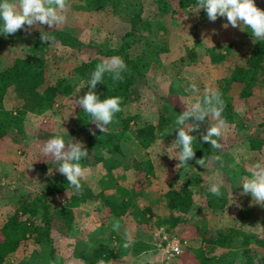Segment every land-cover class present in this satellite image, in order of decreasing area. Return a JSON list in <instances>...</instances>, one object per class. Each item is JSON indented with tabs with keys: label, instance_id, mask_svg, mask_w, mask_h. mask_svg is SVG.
Masks as SVG:
<instances>
[{
	"label": "rangeland",
	"instance_id": "374dc122",
	"mask_svg": "<svg viewBox=\"0 0 264 264\" xmlns=\"http://www.w3.org/2000/svg\"><path fill=\"white\" fill-rule=\"evenodd\" d=\"M99 2L104 5L99 6ZM196 0H184L183 6L175 5V14L160 12L158 0H120L114 6L109 0H69L70 7L66 13L67 22L57 28H67L76 33L86 43L101 46L104 49L116 47L122 37L131 28V16L137 11H142V36L133 41V52H143L146 42L151 39L165 42L166 48L154 56L147 68L146 76L139 80L133 90L130 109L143 116L154 119L158 108L166 104L176 116L197 97H203L206 89H218L222 78L230 75L232 64L228 60L212 63L209 60L208 49L218 40L225 39L227 43L235 44L239 50L251 47V30L242 25L240 28L227 29L222 27L226 18H218L215 22L209 21L206 12H199L192 7ZM257 7L264 10V0H255ZM164 19L165 24L161 21ZM44 29H49L46 25ZM166 27V28H165ZM214 30V31H213ZM31 34L19 30L15 34L5 37L0 34V67L8 63L11 58L25 55L35 43L36 33ZM57 50L65 59L59 58V67L51 68L48 81L56 80L59 76H68L71 81L78 78L71 73L72 67L77 63L98 56L101 60L118 55L95 52L93 47L88 51H79L66 46L60 41L48 47ZM47 48V50H48ZM196 51V59H191L190 50ZM73 52V53H72ZM184 58V59H183ZM91 79V78H90ZM90 81V80H89ZM88 83L78 80L75 91L77 96H83L88 91ZM195 83L197 93L190 91V85ZM264 88V84H263ZM79 89V90H78ZM6 105L13 107L16 97L13 90L6 96ZM243 106L238 109L243 111ZM52 113H39L29 111L24 117L25 134H21L31 151L14 158L0 161V228L11 214L19 207L24 196L32 199L44 190L45 182L50 179L64 178L57 171L59 162L51 156L40 152L42 145L48 140L61 135L67 143L70 131L68 126L59 121L53 124L49 118ZM264 119V106L256 115V120L251 121L247 128L240 130L234 124L227 123V128L221 138L223 148L218 156L220 161L211 160L200 167L201 172L209 178V187L220 182L222 195L232 202L229 214L238 215L239 207L244 205L248 211L244 217V224L254 231V238H264V220L262 213L264 205L252 201L250 194L241 195L243 186L240 185L245 177L250 176L249 167L256 162H264V146L257 150L249 145L248 131L253 123ZM216 121L209 116L203 122L202 128L211 126ZM257 134L264 136V125L256 126ZM54 133H53V132ZM49 132V133H48ZM52 134H51V133ZM124 154H106L104 161L86 166V177L82 183L91 185L96 190L104 188L107 192L116 195H129V185L132 179V170L127 167L130 156L154 157L165 155L167 167L160 169L152 179L150 188L135 203V210L121 217H113L107 208L99 207L98 200H86L80 203L78 222L70 228H54L52 239L42 243H30L27 251L20 257H11L8 264H98L90 262V258L82 256L83 252L90 254L103 245L113 247L112 256L105 260L106 264H183L179 254H171L169 248L172 240L180 238L185 246L206 245L218 254L222 260L229 264H246L249 247L242 244L231 247H215L203 242L201 236L185 235L182 239L174 231L169 230V208L163 202V193L168 188L171 177L179 172V165L174 156L176 148L174 140L176 135L157 137L148 148L143 147L131 130L120 135ZM43 156V161L33 163ZM109 165L112 167L109 168ZM204 181V180H203ZM74 192L72 187L65 191V195ZM63 197V196H62ZM61 195L58 199H62ZM57 199V200H58ZM147 204L153 205V215L145 219L141 208ZM200 201L195 203L192 213H198ZM87 212V213H86ZM178 213V211H175ZM148 215V213H147ZM194 215V214H192ZM116 220L120 222L119 231L113 230ZM128 232L131 237L130 246L125 249L123 244ZM115 233L117 238L111 234ZM264 243L252 240L250 250L260 251Z\"/></svg>",
	"mask_w": 264,
	"mask_h": 264
},
{
	"label": "trees",
	"instance_id": "16d2710c",
	"mask_svg": "<svg viewBox=\"0 0 264 264\" xmlns=\"http://www.w3.org/2000/svg\"><path fill=\"white\" fill-rule=\"evenodd\" d=\"M109 1L117 6L120 0ZM158 1L161 4L160 12L166 14L171 11L173 16L175 5L182 7L184 2V0ZM98 5L104 4L99 2ZM143 20L142 11L137 10L131 16V28L125 32L119 45L107 49L97 45L90 46L91 43H86L67 28L44 29L51 31L49 34L54 36L55 40L70 48L88 51L89 47H93L95 52L118 55L127 65V70L122 73L124 77L122 81L114 82L110 74L106 73L103 83H98L96 87L101 100L113 96L121 97L122 111L115 114L105 133L96 129L95 124L91 123V117L75 105L78 98V92L75 91L78 80L88 83L96 65L102 62L100 57L92 56L72 67L71 73L78 78L76 81H71L68 76H59L56 80L48 81L51 68H58L59 58H65L55 49L50 51L48 47L55 41L42 42L38 31L35 43L25 55L15 56L0 67V161L16 159L18 155H27L31 151L30 145L20 136L22 133L25 134L24 117L29 111L52 113L53 116L49 120L53 124L61 121L68 126L70 136L67 143L81 142L88 151V156L80 161L83 167L104 161L106 154H124L119 138L128 130H131L146 148L159 136L166 138L176 135L174 130L177 116L166 104L158 108L154 119L130 109L136 83L146 76L147 68L154 56L166 48L165 42L149 39L143 52H133V41L139 39L137 36L140 38L142 36ZM162 23L165 24L164 19L161 25ZM208 54L210 62L216 64L228 60L233 67L230 75L222 78L217 89L225 101L221 118L240 130L247 128L251 121L256 120V115L264 106V41H257L249 49L241 51L235 44L221 39L208 49ZM190 55L192 60L197 57L194 49L190 50ZM10 90H13L16 97L13 107H8L5 102ZM240 106L244 107L242 112L238 109ZM258 125L263 126L264 119L253 123L247 134L250 147L257 150L264 146V136L255 133ZM202 126L203 123L192 133L196 136L193 142L195 158L188 161V165L179 164L175 159L178 152L176 149L174 159L179 165V172L171 177L162 197L170 210L168 228L182 239H186L185 235L188 233L199 235L203 242L213 248L242 244L249 247L246 250L250 251L246 264H264V247L260 251L250 250L252 240L264 243V238H254L255 232L245 226L243 220L244 214L248 211L246 206L239 207L238 215L229 214L232 202H228L223 195L216 197L209 191L207 183L209 178L201 172V166L196 163V160L201 158L208 163L221 151L202 141V133H206L207 129ZM90 129H94L96 134L92 135ZM165 130L171 133L166 135ZM221 141L220 139L219 142ZM43 159L42 156L33 163H39ZM167 165L164 154L154 157L130 156L127 167L132 170L133 175L129 195H116L104 188L96 190L91 185L81 182L80 193L74 191L66 196L65 191L71 187L66 177L48 180L40 194L32 199H29V195L24 196L19 207L0 228V264H8V260H12L13 257H20L27 251L30 243L39 244L52 239L54 228H70L77 224L79 206L83 201L98 200L99 207L107 208L109 214L118 218L129 213L131 209L135 210L138 206L135 201L149 190L156 173ZM110 167L112 166L109 165ZM60 195L63 196L61 200L58 199ZM197 201H200V204L198 213L195 214L192 211ZM140 210L145 219L153 215L152 204H147ZM261 218L264 220V212ZM114 234H111V238L118 237ZM211 249L206 245L197 247L188 245L179 255L183 264H229ZM112 253V246L103 245L90 254L83 252L82 256L90 258V262L95 263L96 259L110 258Z\"/></svg>",
	"mask_w": 264,
	"mask_h": 264
},
{
	"label": "clouds",
	"instance_id": "9594fccd",
	"mask_svg": "<svg viewBox=\"0 0 264 264\" xmlns=\"http://www.w3.org/2000/svg\"><path fill=\"white\" fill-rule=\"evenodd\" d=\"M69 7V0H0V34L7 37L19 30L31 34L32 30L37 29L42 42L53 43L55 37L49 34L51 31H44L43 26L55 29L65 24ZM192 7L196 10L195 12L203 9L211 22H215L218 18H226L227 22L222 24L224 29L231 26L243 31L242 25L249 28L253 44L264 41V10L257 7L255 0H196ZM126 70L127 65L120 57L113 56L103 60L91 73L88 91L75 101V105L88 114L91 117V123H94L96 129L103 133L113 122L115 114L122 111L121 97L113 96L101 100L96 92L97 84L103 83L106 73L110 74L114 82L122 81L124 79L122 73ZM190 91L193 93L199 91L195 83L190 85ZM224 108L225 101L221 93L213 88L206 89L203 97L198 96L194 103L184 107L182 113L175 119L176 139L173 141L178 150L175 159L179 161V164L188 165V161L195 158L193 142L196 136L192 133L196 132L209 116L216 122L207 127L206 133H202V141L210 143L214 149L223 148L219 141L227 128L226 121L221 118ZM89 131L92 135L96 134L94 129ZM170 133L165 130L166 135ZM40 152L60 162L57 171L66 177L68 184L76 193L82 191L81 180L86 177L87 169L81 165L80 161L88 156V151L81 142L66 143L64 138L57 134L42 145ZM213 159L220 161L221 157L214 156ZM196 163L205 167L206 161L201 158L197 159ZM249 172L250 176L245 177L240 183L243 186L241 195L250 194L252 201L264 205V162L252 164ZM209 191L214 196L220 197L222 195L220 182L212 184ZM119 229L120 222L116 220L113 230L119 231ZM125 236L127 240L123 247L127 249L130 246L131 237L128 232ZM98 264H106V262L100 259Z\"/></svg>",
	"mask_w": 264,
	"mask_h": 264
},
{
	"label": "built area",
	"instance_id": "2783aa9c",
	"mask_svg": "<svg viewBox=\"0 0 264 264\" xmlns=\"http://www.w3.org/2000/svg\"><path fill=\"white\" fill-rule=\"evenodd\" d=\"M181 242L180 238L177 237L172 240V244L169 248L171 254H180L183 251L184 247Z\"/></svg>",
	"mask_w": 264,
	"mask_h": 264
}]
</instances>
